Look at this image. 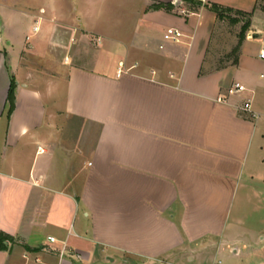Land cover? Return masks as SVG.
Listing matches in <instances>:
<instances>
[{"label": "crops", "instance_id": "obj_1", "mask_svg": "<svg viewBox=\"0 0 264 264\" xmlns=\"http://www.w3.org/2000/svg\"><path fill=\"white\" fill-rule=\"evenodd\" d=\"M29 3L0 0V264H264L261 0ZM209 3L253 13L215 68Z\"/></svg>", "mask_w": 264, "mask_h": 264}, {"label": "rangeland", "instance_id": "obj_2", "mask_svg": "<svg viewBox=\"0 0 264 264\" xmlns=\"http://www.w3.org/2000/svg\"><path fill=\"white\" fill-rule=\"evenodd\" d=\"M29 1H34L36 4L32 3L34 6H36V9H38L39 0H19L21 7H27L30 3ZM50 3L51 0H48ZM56 3L63 6V8L70 12V9L72 10V0H56ZM261 7L264 8V0H261ZM72 15L76 14V11H71ZM31 20L27 21V28L31 26ZM99 23V19H97V23ZM104 21L99 23V25L104 26ZM98 25V26H99ZM241 30V23L238 24H232L228 20L221 21L218 23L216 27V31L214 33V43L212 45L211 51H210V59L212 58V65H210L211 68L223 66L225 64H228V62H232L234 58L237 55V46L239 43V34ZM263 32L261 33V37L263 38L264 42V25L262 26ZM260 42L255 41L254 46L258 45ZM92 47H89L87 50H83V53H90L93 50H95V46L91 44ZM208 67V66H207Z\"/></svg>", "mask_w": 264, "mask_h": 264}, {"label": "trees", "instance_id": "obj_3", "mask_svg": "<svg viewBox=\"0 0 264 264\" xmlns=\"http://www.w3.org/2000/svg\"><path fill=\"white\" fill-rule=\"evenodd\" d=\"M206 7L213 11L218 20H228L232 24L242 23L241 30L239 34V43L237 46V51H239L240 46L243 40L246 38V33L251 25V18L253 16L252 12H245L242 10L234 9L231 7H226L217 3L206 4ZM16 94H15V81H12V85L8 94V105H9V114H11L15 108ZM1 246H5V240L0 236Z\"/></svg>", "mask_w": 264, "mask_h": 264}, {"label": "built area", "instance_id": "obj_4", "mask_svg": "<svg viewBox=\"0 0 264 264\" xmlns=\"http://www.w3.org/2000/svg\"><path fill=\"white\" fill-rule=\"evenodd\" d=\"M180 4H183V2H180ZM181 15H188V10L186 7H180L178 11ZM40 30L39 25L34 26V31L37 32ZM181 36V32H179L176 28H169L167 30V33L165 34L166 39H173V40H178L177 38ZM30 39V36L27 37ZM260 56L264 58V50L261 51ZM246 87L244 84H241L240 82H234L232 83L228 88H227V94L228 95H238L241 92L245 91ZM223 97H220L219 100H222ZM244 109L246 110H251V101L248 100L244 103ZM50 240L52 242H55L57 239L55 237H50Z\"/></svg>", "mask_w": 264, "mask_h": 264}]
</instances>
